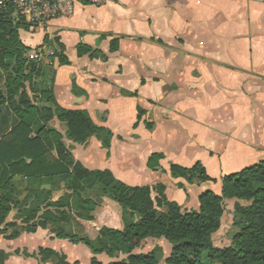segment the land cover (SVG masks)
Returning a JSON list of instances; mask_svg holds the SVG:
<instances>
[{
	"label": "crops",
	"instance_id": "obj_1",
	"mask_svg": "<svg viewBox=\"0 0 264 264\" xmlns=\"http://www.w3.org/2000/svg\"><path fill=\"white\" fill-rule=\"evenodd\" d=\"M20 37L37 53L41 79L58 104L84 109L112 131L109 147L97 136L79 144L66 137L57 117L51 122L85 167L109 169L130 186L164 183L183 208H197L202 192H221L223 175L264 159V0L78 3L71 16L21 29ZM57 41L69 64L53 56ZM81 46L90 51L80 55ZM154 153L161 154L158 170L148 165ZM198 161L217 182L191 184L171 175L172 164ZM113 201L104 197L96 219L87 221L96 228L91 237L104 226L123 227ZM24 234L70 261L80 250L81 264H90L93 253L82 243L43 228Z\"/></svg>",
	"mask_w": 264,
	"mask_h": 264
},
{
	"label": "trees",
	"instance_id": "obj_2",
	"mask_svg": "<svg viewBox=\"0 0 264 264\" xmlns=\"http://www.w3.org/2000/svg\"><path fill=\"white\" fill-rule=\"evenodd\" d=\"M28 28L14 22L10 5L0 8V113H4L0 119V233L15 240L39 228L48 229L57 238L86 245L93 253L90 264H159L157 249L136 251L148 239H164L171 245L166 264H264V159L223 175L221 192L205 190L199 195V206L191 209L174 200L164 183L130 186L109 169L85 167L50 122L57 117L66 137L79 144L97 136L109 147L113 133L98 125L88 111L58 104L52 87L41 79L40 62L20 37V30ZM57 46L53 56L69 64L64 45L57 41ZM117 47L116 39L112 51ZM89 51L81 46L79 54ZM143 113L140 109V118ZM160 158L161 154H152L149 167L160 169ZM170 172L191 184L217 182L200 161L191 167L172 164ZM16 177L26 179L24 192L19 191ZM104 197L120 206L123 227L104 226L95 237L79 235L74 224L95 220ZM226 200L236 201L239 230L232 245L218 247L213 235L221 227ZM12 212L15 218L8 221ZM102 253L112 260L99 259ZM8 255L0 249V264H6ZM37 256L38 264L54 259L56 264H81L52 247H40Z\"/></svg>",
	"mask_w": 264,
	"mask_h": 264
},
{
	"label": "rangeland",
	"instance_id": "obj_3",
	"mask_svg": "<svg viewBox=\"0 0 264 264\" xmlns=\"http://www.w3.org/2000/svg\"><path fill=\"white\" fill-rule=\"evenodd\" d=\"M3 114L4 113L2 111L0 113V119H1V116H3ZM15 181L18 185L19 191L24 192V189L26 186V179H24L23 177H16ZM240 202L243 205L248 204V202L243 201V200ZM115 203L118 204L117 202ZM235 203H236L235 200H226L224 202V214L221 220V227L213 235V241H214L215 246L226 247V246L232 245L233 243V236L239 230L237 224L240 221V215L235 210ZM192 207L193 205L192 203H190V205L186 207L185 209H191ZM14 218H15V213L12 212L8 218V221L14 220ZM73 229L79 235L94 236L96 234V228L94 224H92V222L81 221L80 223H75ZM24 235L25 234H23L18 239L9 240L5 237L4 234L0 233V249H4L9 254L6 260V264H37L39 263V259L37 256L38 249H39L38 248L39 243H36V240L31 239L32 240L31 241L29 237H27L26 235L24 236ZM153 249H157L158 251L159 264H166L165 260L171 252V245L164 239H148L145 243H143L141 247L136 249V251L137 252L150 251ZM71 256H72V261H75V259L80 260L82 258V252L80 250H74L73 255L71 254ZM124 256L125 255H121V257H124ZM102 259L105 262L112 260L109 257H102ZM42 264H56V260L54 259L52 261L45 262Z\"/></svg>",
	"mask_w": 264,
	"mask_h": 264
},
{
	"label": "built area",
	"instance_id": "obj_4",
	"mask_svg": "<svg viewBox=\"0 0 264 264\" xmlns=\"http://www.w3.org/2000/svg\"><path fill=\"white\" fill-rule=\"evenodd\" d=\"M110 1L112 0H0V8L10 5L15 23L38 29L56 17L71 16L78 3L101 6ZM32 54L37 55L36 52Z\"/></svg>",
	"mask_w": 264,
	"mask_h": 264
}]
</instances>
